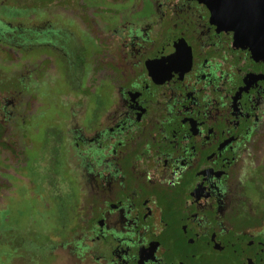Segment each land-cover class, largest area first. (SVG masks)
I'll return each mask as SVG.
<instances>
[{
  "label": "flooded vegetation",
  "instance_id": "flooded-vegetation-1",
  "mask_svg": "<svg viewBox=\"0 0 264 264\" xmlns=\"http://www.w3.org/2000/svg\"><path fill=\"white\" fill-rule=\"evenodd\" d=\"M21 3L0 5L37 7L0 11V158L24 162L41 82L61 78L43 149L69 180L45 184L75 218L41 246L49 264H264L256 17L229 18L219 0Z\"/></svg>",
  "mask_w": 264,
  "mask_h": 264
},
{
  "label": "rangeland",
  "instance_id": "rangeland-1",
  "mask_svg": "<svg viewBox=\"0 0 264 264\" xmlns=\"http://www.w3.org/2000/svg\"><path fill=\"white\" fill-rule=\"evenodd\" d=\"M8 1L0 0V5ZM15 2L22 4V0ZM35 9L36 6L19 7L16 4L5 5L4 8L0 6V11L22 18L34 13ZM31 54L36 55L37 52L34 50ZM9 67L0 62V75ZM41 83L40 95L46 104L37 109L34 118L26 120L22 129L25 136L18 140L17 146L21 149L24 162L20 167L8 168L0 158V264H49L51 255L41 246L48 244L53 236L61 234L62 225L75 218L71 203L65 199L61 203L59 199L52 198L45 184L51 174H59L61 179H68L66 170L58 168V163L53 164L47 159L49 149H43L48 143V127L57 126L55 113H63L53 96L55 89L63 86V80H56L53 87H50L48 81ZM1 145L0 152L3 155ZM38 170H42L39 183L33 182V186H26L22 178L32 173L35 180Z\"/></svg>",
  "mask_w": 264,
  "mask_h": 264
},
{
  "label": "water",
  "instance_id": "water-1",
  "mask_svg": "<svg viewBox=\"0 0 264 264\" xmlns=\"http://www.w3.org/2000/svg\"><path fill=\"white\" fill-rule=\"evenodd\" d=\"M225 14L243 23L249 16L257 19L258 29L264 28V0H219Z\"/></svg>",
  "mask_w": 264,
  "mask_h": 264
}]
</instances>
